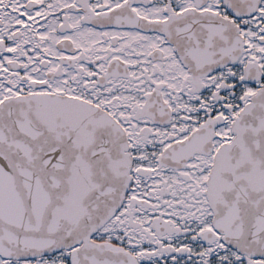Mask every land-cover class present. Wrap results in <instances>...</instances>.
<instances>
[{
	"label": "snow or ice",
	"instance_id": "snow-or-ice-1",
	"mask_svg": "<svg viewBox=\"0 0 264 264\" xmlns=\"http://www.w3.org/2000/svg\"><path fill=\"white\" fill-rule=\"evenodd\" d=\"M0 264H264V0H0Z\"/></svg>",
	"mask_w": 264,
	"mask_h": 264
}]
</instances>
